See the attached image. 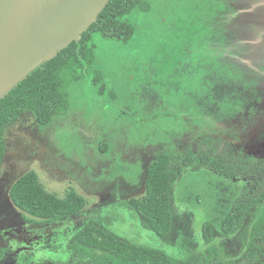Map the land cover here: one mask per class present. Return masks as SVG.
<instances>
[{
  "label": "rangeland",
  "instance_id": "rangeland-1",
  "mask_svg": "<svg viewBox=\"0 0 264 264\" xmlns=\"http://www.w3.org/2000/svg\"><path fill=\"white\" fill-rule=\"evenodd\" d=\"M146 1V10L129 16L136 26L129 46L98 42L111 87L99 94L87 75L68 86L69 109L50 124L38 126L25 111L5 129L0 264H78L70 237L85 223L166 248L180 264H264V229H253L264 203L247 211L232 234L218 226L233 202L264 195V0ZM221 33L232 37L239 65L254 73L248 101L233 92L234 102L224 104L219 80L205 88L186 68L210 41L219 47ZM163 151L184 168L171 189L174 220L165 238L129 203L144 194L145 170ZM191 152L199 159L185 166ZM27 170L59 197L74 188L87 200L83 210L27 222L9 197L10 185ZM205 222L212 224L211 242L201 236Z\"/></svg>",
  "mask_w": 264,
  "mask_h": 264
},
{
  "label": "trees",
  "instance_id": "trees-1",
  "mask_svg": "<svg viewBox=\"0 0 264 264\" xmlns=\"http://www.w3.org/2000/svg\"><path fill=\"white\" fill-rule=\"evenodd\" d=\"M137 8L146 10L147 1L110 0L97 21L82 33L79 42L72 41L54 58L31 71L0 99V166L5 153V129L25 111L34 114L38 126L50 124L54 117L69 109L68 86L74 82L79 83L87 75L92 76L91 83L97 85L96 91L99 94L105 92V88L110 85L102 75V60L97 53L98 42L106 40L129 46L136 35V26L129 16ZM232 40L231 36L224 37L221 33L219 47L210 41L207 51L199 57H190L189 65L185 66L188 73L200 80L205 88L207 83L219 80L221 100L224 101L227 96L224 104L232 101L230 99L233 98V92L240 93L248 101L247 88L256 81L254 73L247 72L246 68L239 65V52L233 51L229 45ZM207 63L210 64L205 66ZM215 90L217 91V87ZM113 94L111 100L115 99ZM211 98L215 100L216 96ZM213 103L207 104V107L213 108ZM188 157L190 163L185 166H189L192 160L199 159L192 152ZM183 170L179 162L176 164L172 161L171 153H159L145 170L144 194L129 200L131 208L161 238L169 236L172 231L174 212L171 189ZM9 197L26 214L23 216L26 221L37 224L79 213L87 203L86 198L74 188L67 189L62 197L49 192L34 170L25 171L13 181L9 188ZM262 203L264 195L242 203L233 202L218 225L220 231L224 235L232 234L242 222L245 213ZM259 227L264 229V206L260 208L253 229ZM201 228L202 238L211 242L212 224L205 222ZM69 247L80 257L78 264H180L166 248L124 239L103 227L101 223H85L77 228L70 237Z\"/></svg>",
  "mask_w": 264,
  "mask_h": 264
},
{
  "label": "water",
  "instance_id": "water-1",
  "mask_svg": "<svg viewBox=\"0 0 264 264\" xmlns=\"http://www.w3.org/2000/svg\"><path fill=\"white\" fill-rule=\"evenodd\" d=\"M110 0H0V99L97 21Z\"/></svg>",
  "mask_w": 264,
  "mask_h": 264
},
{
  "label": "flooded vegetation",
  "instance_id": "flooded-vegetation-1",
  "mask_svg": "<svg viewBox=\"0 0 264 264\" xmlns=\"http://www.w3.org/2000/svg\"><path fill=\"white\" fill-rule=\"evenodd\" d=\"M238 32H239V31H238ZM244 32H247V33H246L247 37H248V35H250V33H251V32H249L248 30H244ZM251 35H252V33H251ZM218 36H219V31L216 33V37H215V39H217ZM241 44H243L242 41H241ZM241 50H243L242 46H241L240 50H238V51H241ZM138 189H141V186H139ZM27 222H29V221H27ZM34 223H36V222H34ZM44 223H45V222H44ZM41 224H42V223H41ZM78 263H79V262H78Z\"/></svg>",
  "mask_w": 264,
  "mask_h": 264
}]
</instances>
